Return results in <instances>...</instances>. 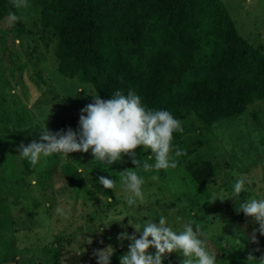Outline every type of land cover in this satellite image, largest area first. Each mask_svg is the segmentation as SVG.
<instances>
[{"label": "rangeland", "instance_id": "obj_1", "mask_svg": "<svg viewBox=\"0 0 264 264\" xmlns=\"http://www.w3.org/2000/svg\"><path fill=\"white\" fill-rule=\"evenodd\" d=\"M221 2L239 35L253 46L264 47V0ZM17 15L27 17L21 21L32 34L18 38L6 18L0 22V264H94L93 252L108 246L113 254L124 255L130 242L118 236L132 235L138 222L158 224L161 215L177 232L184 222L195 221L194 230L199 225L200 238L217 256V264H246L249 252L257 260L264 255V236L257 232L256 244L248 238L259 225L238 212L241 201L264 199V100L238 117L216 122L210 130H202L193 117L183 119L184 131L173 139V154L177 148L186 154L177 158L174 169H137L145 179V201L129 207L120 178H114L112 190L99 184L103 175L91 169L96 162L91 150L69 153L68 160L59 154L41 157L35 168L17 156L21 143L27 146L39 140L44 124L53 133L77 131L81 109L93 103L96 94L90 85L57 73V41L43 30L39 9L30 5L17 9ZM37 71L45 83L37 78ZM134 152L141 161L151 155L145 149L139 155ZM148 162L154 164V157ZM203 162H210L215 174L197 184L190 173H197ZM124 163L127 169L135 168L127 156L113 165ZM66 164L81 172L91 195L62 180L60 167ZM153 175L159 179L153 181ZM241 176L253 182L233 201V186ZM213 198L217 200L210 203ZM57 207L68 213L67 220L56 213ZM176 217L182 218L179 223ZM182 260L173 252L166 254L163 264H182Z\"/></svg>", "mask_w": 264, "mask_h": 264}, {"label": "trees", "instance_id": "obj_2", "mask_svg": "<svg viewBox=\"0 0 264 264\" xmlns=\"http://www.w3.org/2000/svg\"><path fill=\"white\" fill-rule=\"evenodd\" d=\"M28 4L39 9L43 30L57 41V73L90 85L102 100L116 90L126 94L132 89L147 108L167 110L180 121L193 117L202 130L264 100V47L239 35L221 0H28ZM10 11L17 15L12 0H0V22ZM13 30L18 38L32 34L22 21ZM36 75L45 83L40 72ZM177 137L174 133L173 139ZM136 150L139 155L144 149ZM92 164L94 173L113 180L127 169L125 163ZM60 168L66 184L91 195L76 167ZM214 174L210 162L190 173L197 184ZM121 256L120 251L112 254L110 264H120Z\"/></svg>", "mask_w": 264, "mask_h": 264}, {"label": "clouds", "instance_id": "obj_3", "mask_svg": "<svg viewBox=\"0 0 264 264\" xmlns=\"http://www.w3.org/2000/svg\"><path fill=\"white\" fill-rule=\"evenodd\" d=\"M12 4L17 9H26L30 6L28 0H12ZM22 19L26 21L27 17L18 16L10 11L6 17L7 25L14 27ZM92 100L93 103L81 109L77 131L68 128L66 131L53 133L44 124L40 130L39 140H33L27 146L21 143L17 149L19 153L17 156L27 159L33 168L40 162L41 157H50L54 154L62 155L68 160L69 153H87L91 150L94 161L108 166L127 156L135 168L120 172V184L125 193L126 204L129 207L137 206V201L140 203L145 201L142 190L145 179L138 175L137 169L144 172L174 169L178 164L177 158L186 154L178 148L173 154V134L183 133L182 121L174 118L167 110L147 108L142 104L141 97L132 89L126 94L116 90L107 100H102L95 94ZM138 147L150 150L151 155L144 161L137 159L134 150ZM153 157L155 163L150 164L148 160ZM151 179L157 181L159 178L153 175ZM98 182L104 189L112 190L116 187L114 180L105 177H100ZM252 182L246 176L239 177L233 186L232 200H238L240 194L247 190L245 185ZM106 198L111 202L110 198ZM216 200L213 198L210 203ZM238 208V212H243L254 224L259 225L248 237L251 243H258L256 233L264 236V199L243 200ZM55 211L65 220L69 218L62 207H57ZM181 219L176 217L178 223ZM110 223L112 222L105 226ZM194 223L193 220L184 222L179 232L173 230L163 215L159 217L158 224L152 220L136 223L132 227L134 229L132 235L123 232L118 236V240L130 242L128 252L120 257V264H163L166 254L173 252L183 256L182 264H217V256L207 250L206 241L200 238L201 229L196 225L194 230ZM99 231L103 229L100 228ZM237 243H240V240H237ZM150 249H154V253L150 252ZM112 254L111 246L93 252L97 258L96 264H110ZM246 264H264V255L257 260L253 252H249Z\"/></svg>", "mask_w": 264, "mask_h": 264}]
</instances>
